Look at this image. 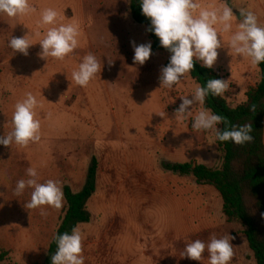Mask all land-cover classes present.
Here are the masks:
<instances>
[{"label":"rangeland","instance_id":"rangeland-1","mask_svg":"<svg viewBox=\"0 0 264 264\" xmlns=\"http://www.w3.org/2000/svg\"><path fill=\"white\" fill-rule=\"evenodd\" d=\"M225 2L234 14L233 32L242 21L236 16L239 7L254 12L264 26V0ZM30 3L36 8L31 15L0 14V136L12 130L14 106L26 92L42 105L36 109L39 142L27 147L0 145V254L7 255L1 264H43L66 211L65 194L60 209L44 206L46 217L41 209L24 207L32 189L20 196L14 189L18 180L29 178L26 170L35 167L41 183L58 181L63 193L66 187L80 192L94 161L96 191L88 203L92 219L79 226L85 264H208L207 252L202 261L181 258L180 253L188 242H207L213 234L234 237L230 264H256L247 228L240 221L228 223L215 188L165 169L166 164L190 163L220 168L224 155L213 133L192 128L204 104L195 105L187 119H175L180 97L191 99L198 85L190 73L172 89L160 88V70L170 55L152 52L144 65L134 64L131 42L151 41L146 28L135 23L130 1ZM199 3L219 6L221 0ZM48 7L63 17L58 22L80 25L81 46L62 61L38 56V42L51 27L38 23L40 12ZM26 34L34 44L28 56L13 53L9 39ZM220 35L225 46L217 50L212 68L229 80L226 97L236 107L246 102L248 89L259 84L261 72L259 65L230 52L231 33ZM88 53L100 60L102 70L81 87L71 73ZM246 62L249 69L243 70L240 66ZM164 111L165 117L158 115Z\"/></svg>","mask_w":264,"mask_h":264},{"label":"clouds","instance_id":"clouds-1","mask_svg":"<svg viewBox=\"0 0 264 264\" xmlns=\"http://www.w3.org/2000/svg\"><path fill=\"white\" fill-rule=\"evenodd\" d=\"M140 7L142 14L151 23L147 31L154 33L160 46L171 53L169 63L160 70V88L172 89L179 85L182 79L193 71L197 61L201 62L202 67L211 69L218 58L217 50L225 46L223 40L218 39L221 37L220 33H231L227 43L230 52L247 58L254 67L264 63V26L258 23L256 14L247 8L239 7L243 19L233 32L234 14L232 7L225 0H221L219 6L213 4L208 7L202 6L199 0H140ZM35 12L36 8L30 0H0V14L10 18L28 16ZM62 20L63 17L53 8H44L40 12L39 26L51 25L38 42L41 46L38 56L41 59L52 57L62 61L81 46L79 22H58ZM36 34L40 35L39 32ZM131 43L134 49V64L144 65L152 55L151 42L139 45L134 41ZM32 45L34 44L30 42L28 34L11 37L8 41V47L13 53L19 52L24 56H28ZM101 70L100 60L94 54L88 53L78 68L72 71V81L78 86L87 87ZM228 81L209 79L206 86L195 87L191 99L181 96L182 103L175 110V119L183 121L192 116L193 107L197 104L203 105L209 94L223 97L230 87ZM41 106L32 92H26L25 98L14 106L10 122L12 130L0 136V145L9 147L15 144L27 147L30 143L39 142L41 122L36 118V109ZM257 107L252 104L250 111L256 113ZM158 115L165 117L166 113L164 111ZM218 125L224 127L220 128ZM192 128L196 131L211 132L220 142L232 141L241 146L251 143L254 139L251 135V122L243 125L232 124L227 117L212 113L206 108H201L195 114ZM26 173L29 178L18 180L14 189L17 196L22 195L26 188L32 189L30 199L24 204L26 209H41L40 215L46 217L48 213L43 210L44 206L57 210L63 206L64 193L58 181L48 179L43 183L39 182L35 167H29ZM83 239L78 226L73 227L71 233L54 236L57 250L51 257L52 264H85L82 255ZM232 239L234 237L230 235L218 238L215 234L207 242L195 239L185 245L180 256L202 261L204 253L207 252L208 264H230L234 257Z\"/></svg>","mask_w":264,"mask_h":264},{"label":"trees","instance_id":"trees-1","mask_svg":"<svg viewBox=\"0 0 264 264\" xmlns=\"http://www.w3.org/2000/svg\"><path fill=\"white\" fill-rule=\"evenodd\" d=\"M133 19L136 24L145 27L152 43V52L171 53L160 46L158 37L147 31L150 20L142 14L140 0H129ZM169 60L166 62V66ZM261 79L256 87H251L246 93V102L234 107L226 97L209 94L204 102V108L212 113L227 117L232 124H253L251 143L236 145L232 141L220 142L217 145L224 155L220 168H211L198 163L166 164L165 169L182 177L192 176L197 185L215 188L223 200V212L228 223L240 221L246 228L245 236L250 250L254 254L256 264H264V63L259 64ZM190 76L200 86H206L209 79H223L214 68L201 66L195 62ZM256 104L257 112L250 111V106ZM223 128V125H219ZM97 162L94 161L88 173L87 182L80 192H74L70 187L64 190L66 211L56 235L71 233L73 227L91 222L92 216L88 203L96 191ZM55 235V236H56ZM57 250L56 242L50 244L43 264H52L51 257ZM7 255L0 254V264Z\"/></svg>","mask_w":264,"mask_h":264},{"label":"crops","instance_id":"crops-1","mask_svg":"<svg viewBox=\"0 0 264 264\" xmlns=\"http://www.w3.org/2000/svg\"><path fill=\"white\" fill-rule=\"evenodd\" d=\"M249 62V61H248ZM248 62H246V64H244V66H240L243 70H248L249 69V67H247V64H248Z\"/></svg>","mask_w":264,"mask_h":264},{"label":"water","instance_id":"water-1","mask_svg":"<svg viewBox=\"0 0 264 264\" xmlns=\"http://www.w3.org/2000/svg\"><path fill=\"white\" fill-rule=\"evenodd\" d=\"M236 16H237L238 20H242L243 19V17L241 16V13H237Z\"/></svg>","mask_w":264,"mask_h":264}]
</instances>
